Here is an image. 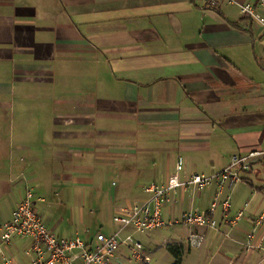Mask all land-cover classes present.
I'll return each instance as SVG.
<instances>
[{"label": "crops", "instance_id": "1", "mask_svg": "<svg viewBox=\"0 0 264 264\" xmlns=\"http://www.w3.org/2000/svg\"><path fill=\"white\" fill-rule=\"evenodd\" d=\"M229 5L0 0V222L11 218L27 186L41 212L47 188L62 193L57 180L63 179L83 193L99 165L135 176L112 190L118 211L144 197V184L165 183L177 154H188L185 177L204 164L224 167L233 154L264 150V34ZM142 129L163 136L165 146L154 148L167 152L166 171L150 147L125 142L137 144ZM206 190L209 204L196 208L213 200L214 185L199 199ZM259 190L235 227L222 223L205 231L198 248L209 260L219 255L216 264H264V225L255 224L264 210ZM178 194L168 215H179ZM240 208L232 202L230 215ZM53 218L43 219L55 233L88 237L84 212L80 224L74 218L67 227L61 219L50 223ZM252 231L258 246L247 250ZM19 238L6 253L28 264L26 245L27 259L15 251Z\"/></svg>", "mask_w": 264, "mask_h": 264}, {"label": "built area", "instance_id": "2", "mask_svg": "<svg viewBox=\"0 0 264 264\" xmlns=\"http://www.w3.org/2000/svg\"><path fill=\"white\" fill-rule=\"evenodd\" d=\"M210 7L217 8L223 3L236 4L240 12L258 24L264 34V0H204ZM264 157V150H253L248 153H237L231 156L230 163L220 170L210 173L193 172L185 177L181 173L185 169L183 155L175 158V171L165 183L151 181L142 186L144 197L123 206L113 215V221L118 229L110 234L98 231L85 238L79 233L60 235L50 230L41 212L36 206L35 192L27 186L23 196L16 202L10 219L0 222V251L3 255L2 264H18L6 253L14 237L28 240L26 253L28 264H111L118 258L116 252L125 245L132 256L138 261L148 262L150 256L141 241L134 238L133 233L123 236L127 229L133 231H152L165 225L182 224L188 228L185 235L189 248H198L205 238L208 229L218 230L222 223L235 227L245 216V202L233 215L232 195L224 190L241 181L243 171L251 169L254 161ZM215 186L214 198L206 209L191 207L183 210L178 216H163V208L171 203L180 188L191 189L200 193L209 186ZM176 199V198H175ZM172 214V210L168 211ZM221 216L218 218L217 214ZM256 226L264 225V210L255 219ZM255 231L249 232L246 239V249L258 245L254 242Z\"/></svg>", "mask_w": 264, "mask_h": 264}, {"label": "rangeland", "instance_id": "3", "mask_svg": "<svg viewBox=\"0 0 264 264\" xmlns=\"http://www.w3.org/2000/svg\"><path fill=\"white\" fill-rule=\"evenodd\" d=\"M229 7L234 13L240 12L237 5L232 4L229 5ZM109 125L117 126L115 123ZM143 130L144 129L140 132L137 144L132 142V139L130 138H126L125 142L131 143V145H135V147H150L151 149L149 150H152L150 152H152V155L156 156L158 162H161L163 171H166L169 158L167 152L163 149H160V151L154 148L155 145H158V147L165 146L163 136L153 138L147 133V131ZM159 152L160 154H158ZM184 155L183 157L185 161H187L188 154L185 153ZM106 167L107 166L103 165L97 166L98 169L95 170L93 184L86 185L83 193L80 192L81 190L79 187L72 186L71 183H69L67 187L64 186L63 179L57 180L59 185L62 186L60 187L63 191L62 193L59 192V190L52 191L50 188H47L46 193H44L46 197L45 202L38 203L43 218L46 220L48 214H53L54 218L50 223H53L55 219H61L67 227L74 218H78L77 221L78 224H80L81 221L79 220V215L84 212L86 218L84 219L83 225L89 229L88 237L99 230L106 234H110L117 230L118 225L113 221V215L119 211H117L119 206L111 203L112 190L113 188L118 189L121 187L125 178L127 182L128 179L135 180V176L130 172L122 175L121 172L116 171V168L111 169ZM221 168H219L218 164L215 166L204 164L197 168V172L210 173L220 170ZM65 172L66 171H64V173ZM242 176L245 178L234 186L228 187L227 192L232 195L234 207L236 205H241L242 207L245 201H250L248 202L250 205L245 208V213L247 214L249 209L257 203L256 199L260 196V193L258 192L260 191L259 189H263L262 191H264V159L263 161L254 163L250 170L243 171ZM191 191V189H188L185 192L184 200H182L184 189L180 188L178 194L179 200L175 202V214H179L182 209H189L191 207H197L198 205L205 207L209 204V198L207 196L209 194L208 190L203 192L204 197H202L201 200L199 199L201 194L195 193L194 195ZM172 205L171 202L163 208V216L165 218H168V211L171 209L170 207H172ZM217 217L219 218L220 214H217ZM187 230L188 228L182 224L165 225L161 228L145 232H134L133 229L127 228L122 232V235L125 236L128 233H133L134 238L143 243L145 250L150 256V260L148 262L138 261L132 256L128 248L125 245H122L116 252V256L122 257L123 262L115 258L111 264H172L174 256L168 250L166 245L167 242H181L183 244L182 264H216L217 260L220 258L219 255L214 260H209V254H206L204 247L189 248L185 239ZM25 245L27 247L28 240L25 238H19L17 239L14 248L18 256L27 259L24 251Z\"/></svg>", "mask_w": 264, "mask_h": 264}, {"label": "trees", "instance_id": "4", "mask_svg": "<svg viewBox=\"0 0 264 264\" xmlns=\"http://www.w3.org/2000/svg\"><path fill=\"white\" fill-rule=\"evenodd\" d=\"M167 248L174 256L172 264H182L184 246L181 242H167Z\"/></svg>", "mask_w": 264, "mask_h": 264}]
</instances>
